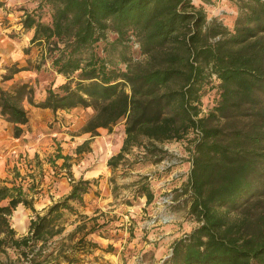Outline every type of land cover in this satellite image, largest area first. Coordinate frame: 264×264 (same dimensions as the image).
I'll return each instance as SVG.
<instances>
[{
    "label": "trees",
    "instance_id": "obj_1",
    "mask_svg": "<svg viewBox=\"0 0 264 264\" xmlns=\"http://www.w3.org/2000/svg\"><path fill=\"white\" fill-rule=\"evenodd\" d=\"M234 2L237 15L229 30L215 18L208 21L192 0H38L21 27L32 32L30 46L43 47V61L62 81L47 84L36 102L33 87L15 76L41 66L28 59L0 76V83H9L0 86V119L13 125L15 139L28 123L26 102L53 113L92 109L81 129L90 137L124 120L120 152L107 161L112 169L132 170L127 155L134 148L141 149L134 162L144 160L145 167L170 158L165 144L188 143L181 191L197 225L174 241L162 264H264V0ZM107 31L116 40L134 34L146 59L130 63L122 57L125 68H118L97 51ZM211 77L217 103L200 117L201 90ZM56 159L64 166L69 160ZM149 178L139 176L133 191L146 204L153 201ZM24 182L18 171L12 181H0V264H78V254L98 248L84 237L73 242L69 234L68 244L60 238L89 181L73 182L69 194L42 215ZM20 205L35 216L26 235L17 237L10 218Z\"/></svg>",
    "mask_w": 264,
    "mask_h": 264
},
{
    "label": "rangeland",
    "instance_id": "obj_2",
    "mask_svg": "<svg viewBox=\"0 0 264 264\" xmlns=\"http://www.w3.org/2000/svg\"><path fill=\"white\" fill-rule=\"evenodd\" d=\"M1 1L3 6L0 8V76L5 73L7 67L13 64H18L20 67L26 66V60L28 59L31 61L32 66H41L38 72L30 70V74L33 78L29 81L32 83L31 86L34 89V101H38L47 84H58L62 81L60 77L49 70V61H43V47L37 45L30 46L29 41L32 32H27L21 27L23 15L32 12L37 7L38 0ZM192 1L196 6L201 5L203 7L208 21L215 18L226 28L232 30L237 15V7L234 0ZM42 12H45V10H42ZM43 20H47V17ZM105 37V41L99 42L97 45V51L102 54L105 51L104 53L107 55L108 59L116 62L118 68H125V64L120 61L122 57L128 59L130 63L143 62L146 59V57L139 52V43L134 34L129 33L124 38L116 40V34L107 31ZM25 49H28L27 55L25 54ZM216 84V78L211 77L201 90L200 117L205 115L217 103V96L215 95V90H213ZM8 85L9 83H0L2 88H7ZM92 114V109L78 107L71 117L63 116L61 118L62 120L55 121V123L58 124V126L56 125L55 127L59 130H61L62 127L68 128L69 126H72V128L74 127V130H63L65 135L57 142L51 137L45 138L47 139L46 143L43 144L42 149H38L40 152L34 153L35 156L31 152L29 158L28 155L21 158L22 154L10 153L6 156L5 166H0V181L6 179L12 181L18 171L19 174L25 178L24 189L27 190L31 187L32 192L29 193L30 195H32V193L41 194V196H37L35 200L33 199V208L36 212H40L43 208L50 205L49 202H53V200H60L62 196L55 197V195L62 193L69 186H72V184L68 182V179L73 180V175L77 177V170L83 173L88 168L92 169V166L101 167L102 165L103 155L96 156L93 159H88L86 155H81L80 157L74 156L75 148L78 147L77 143L81 142L77 138L81 136L79 134L81 130L76 129L80 125H83V128ZM120 125L122 126L124 123H117L112 128V132L115 134L114 136L116 139H118V130L120 128L122 129ZM52 126H54L53 123L50 125L49 129H51ZM72 136L76 138H71ZM85 137L90 136L85 135ZM26 140L27 139L24 141ZM163 148L170 154V158L155 166L150 164L145 165V167L148 168L145 172L141 170L139 172L141 175L132 173V171L136 170L135 168L138 167L137 169H143L142 167L144 166V160L138 163L134 162V157L137 156L141 150L134 148L131 150V156L127 155L130 165L133 166L132 170L129 168L124 170V168L118 167L110 178V185L108 184L107 186L100 183L101 176L91 181L86 180L90 182L88 192L89 194H93L91 199L96 200V197L100 198L102 207L107 210L106 207L108 204L111 208H109L107 212L114 211V213L107 214L106 212L105 216L101 214L96 218L91 217L89 220L87 219L88 216L85 215L78 216L77 218H74V215L66 216L67 225L65 226L64 233L60 237L64 240V243L68 244L70 242L68 240V235L70 234L73 236L71 239L73 242L84 237L86 240L98 246V248H94L89 255L78 254L80 259L78 264H132V257L138 254V250H135L137 248L124 249L121 253L124 257L117 259L114 257L118 252L117 241L123 239L127 242L134 240L135 243L140 244L152 243L153 240L151 237L154 235L152 230L181 224L183 221L180 222V219L184 218L183 220H185V218H187L184 216V213L188 212V210H186V208L188 209L189 207L188 197L182 194L180 190L183 189L188 177V143L173 141L165 144ZM58 154L62 157H68L69 160L66 162L65 166L63 165V159H56ZM81 161L87 163L88 166L81 165L80 168H78L77 165H79ZM89 161H91L90 164ZM7 166L10 170L8 175L2 172L3 170L5 171ZM15 168L18 170L16 171ZM26 175H29V177ZM147 175L150 176V190L153 195V201L150 205L146 204V199L144 197L136 198L133 196L135 184L139 181V176ZM42 180H45L46 186L40 189V181ZM167 196H171L170 199L172 204L166 205L158 203L160 198ZM92 200L88 202V205H86L84 200L82 206L74 205L76 212L78 213L82 207H91ZM183 206L185 208H183ZM98 209L100 208H96V210ZM152 209L160 211V216L153 217L150 214ZM34 216L35 214L30 209L24 208L23 206H19L12 213L10 223L17 237L26 235L29 220ZM164 217L169 219L167 224L162 225L159 223L158 226H154L153 222H159V220ZM78 219L80 223L77 226L85 225L83 229H76L77 226L74 228V223L77 222ZM189 219H192L195 225H197L195 217H190L189 215ZM104 222L107 223H105L106 225L103 227L98 228L94 226L101 225ZM121 224H128L127 230L124 232L123 236V232L121 231L123 226H120ZM151 225H153V227ZM91 229L92 233L87 234ZM139 252L138 255H140V257L137 264H155L159 259V255L155 257V254L150 255L148 252H143L142 250ZM163 254H167V248ZM119 261L121 263H119Z\"/></svg>",
    "mask_w": 264,
    "mask_h": 264
},
{
    "label": "crops",
    "instance_id": "obj_3",
    "mask_svg": "<svg viewBox=\"0 0 264 264\" xmlns=\"http://www.w3.org/2000/svg\"><path fill=\"white\" fill-rule=\"evenodd\" d=\"M30 72L31 71L20 72L19 74H17L15 76V79L28 82L31 85L32 83L29 81L33 77L30 74ZM43 98H44V91H43V94L40 96L38 101L42 100ZM23 107L28 112L29 118H28V123L24 126H21L23 129V133L18 139H15L13 137V125L3 121L2 119H0V166L1 165L5 166L6 156H8L10 153L22 154L21 158L28 155V158H29V154L31 152L33 154L35 152L36 153L40 152V151H38V149L39 148L42 149L43 144L46 143L47 139H45V138L51 137L52 139H55V141L57 142L64 137L65 134L63 133V130H67V129L68 130L69 129L74 130L73 129L74 127L72 128V126H69L68 128L62 127V129L59 130L57 127H55L56 125L58 126V124L55 123V121L62 120L61 118L63 116L71 117L74 114V112L77 110V108L71 109L69 111H57V112L53 113L52 111H50L48 109H39V108L32 107V106L28 105L26 102H23ZM52 123L54 126H52V128L49 129V127ZM118 123L123 124L124 120L119 121ZM82 126L83 125H80L79 127H77L76 130H81ZM120 127H122V129L120 128L118 130V132H119V134L117 135L118 139L115 138V136H114L115 134L112 131L108 132L106 129H99L98 130V136H95V137H85V135L88 136L89 134H83V133H81V131H79V134L81 136H78L77 138L81 142L77 143L78 147L81 146L85 141H89V143L87 146H85V148L84 147L82 148L84 150H82L80 154L76 153V149L78 148V147H76L75 151H74V156L80 157L81 155H86V157H88V159H93L96 156L103 155L104 158H102L103 160H102L101 167L92 166L93 167L92 169L88 168L83 173L79 172L77 170L76 172H77L78 176L76 177L75 175H73V178H74L73 181L74 182H77L80 179L91 181L92 179H94V178L98 179L99 176H101L100 178H101L102 182L100 181V183H103V185H107V186H108V184L110 185V183H111L110 178L114 174V171L117 168L112 169L109 166H107V161L111 157L117 155L120 152V148L122 146V142L124 139V137H123L124 136V125H122V126L120 125ZM107 133H109V134H107ZM99 134H102V135H99ZM71 138H76V137L72 136ZM25 139H27V140L24 141ZM79 149H81V148H79ZM34 156H35V154H34ZM90 162L91 161H89V164H90ZM81 165L88 166L87 163H85L84 161H81V163L79 165H77V167L80 168ZM42 167H43V165H42ZM137 168H135L136 170L132 171V173L141 175V173H139V172L141 170H144L143 172H145V170H147L148 167H142L143 169H141V168L137 169ZM8 169H9V167L7 166L5 171L3 170L2 172H4L6 175H8ZM45 184H46L45 180L40 181L39 188L41 189L43 186H46ZM70 190H71V186H69L62 193L55 195V197L62 196V198L60 199V200H62L64 197H66L69 194ZM31 196L35 200L36 197L41 196V194L32 193ZM92 197H93V194L92 193L89 194V192L84 195L83 200L86 202V205H88V202H90L92 200L91 199ZM60 200H58V201H60ZM100 200H101L100 198L96 197V200L95 199L92 200L91 207H84V208L82 207L81 210L78 211V214L74 215V218H77L78 216H81V215H85V216H88L87 219L89 220V219H91V217L96 218L101 214L105 216L107 210L111 207H109L107 204V207H106L107 210H106L104 207H102ZM58 201L53 200V202H49V204L52 205L53 203L58 202ZM33 204H34V202H33ZM50 205L43 208L40 212H36V211L35 212L42 215L44 213V211ZM96 208H100V209L96 210ZM183 208H185V207L183 206ZM186 210H188V209L186 208ZM112 213H114V211H108L107 212V214H112ZM150 214L153 217H158V216H160V211H158L157 209H154V210L152 209ZM184 216L187 218H185V220H183L184 218H181L180 222L183 221V223H181V224L171 225V226H166V227H160L156 230H152V232L154 233V235L151 237L153 240L152 243L140 244V243H135L134 240L131 242H127L123 239L117 241L116 244L118 246V252L116 253V255L114 257L117 259H121L122 257H124V255H121V253L124 249L128 250L129 248H137L135 250H138L137 251L138 254L140 253L139 251L142 250L143 252H148L150 255L155 254V257L159 255L158 256L159 259L155 263V264H159V262L169 254L171 246L174 243V241L178 240L179 238H181L185 234L190 233L191 230L196 226L195 222H193L192 219H189L188 212L184 213ZM99 218H102V217H99ZM79 219H80V217H79ZM79 219L77 220V222L74 223V228L80 223ZM96 221H98V220H96ZM127 225L128 224H125V225L121 224L120 225V226H123V229L121 230L123 232L122 236L124 235V232L127 230ZM158 225H159V222H156L154 224V226H158ZM151 226L153 227V225H151ZM166 248H167V254H163L165 252ZM138 254H136L135 256L132 257V260H131L132 264H137V261L140 257V255H138ZM119 263H121V262L119 261Z\"/></svg>",
    "mask_w": 264,
    "mask_h": 264
},
{
    "label": "built area",
    "instance_id": "obj_4",
    "mask_svg": "<svg viewBox=\"0 0 264 264\" xmlns=\"http://www.w3.org/2000/svg\"><path fill=\"white\" fill-rule=\"evenodd\" d=\"M68 182H70L72 184L74 181L71 180V179H68ZM180 192H181V190H180ZM170 198H171V196H167V197L160 198L158 203H160V204L162 203V204H166V205L172 204V201H171ZM168 222H169V219L166 218V217H164V218H162V219L159 220V223L162 224V225H165ZM153 224H155V222H153ZM170 254H171V249H170L169 254L164 259H162V261H160L159 264H162L163 261L170 256Z\"/></svg>",
    "mask_w": 264,
    "mask_h": 264
}]
</instances>
